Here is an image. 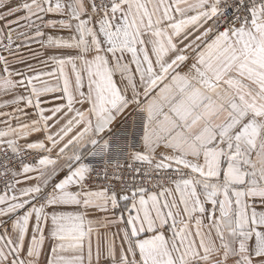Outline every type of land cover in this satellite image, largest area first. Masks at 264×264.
I'll use <instances>...</instances> for the list:
<instances>
[{
  "label": "snow or ice",
  "instance_id": "6c2138e0",
  "mask_svg": "<svg viewBox=\"0 0 264 264\" xmlns=\"http://www.w3.org/2000/svg\"><path fill=\"white\" fill-rule=\"evenodd\" d=\"M0 264H264V0H0Z\"/></svg>",
  "mask_w": 264,
  "mask_h": 264
}]
</instances>
